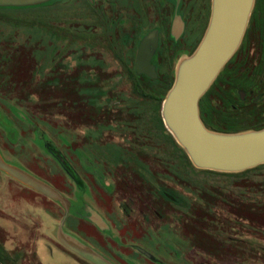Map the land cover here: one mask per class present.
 Listing matches in <instances>:
<instances>
[{
    "label": "rangeland",
    "instance_id": "rangeland-1",
    "mask_svg": "<svg viewBox=\"0 0 264 264\" xmlns=\"http://www.w3.org/2000/svg\"><path fill=\"white\" fill-rule=\"evenodd\" d=\"M105 1L0 7V156L63 198L0 170V264H91L62 245L61 231L113 264H264V165L199 170L162 117L212 0L157 1L159 25L169 27L156 80L126 77L140 30L133 43L123 41L126 27H91L103 24ZM242 79L256 87L233 112L216 100L217 129L264 128V0H255L242 45L203 107L220 82L233 96Z\"/></svg>",
    "mask_w": 264,
    "mask_h": 264
},
{
    "label": "water",
    "instance_id": "water-1",
    "mask_svg": "<svg viewBox=\"0 0 264 264\" xmlns=\"http://www.w3.org/2000/svg\"><path fill=\"white\" fill-rule=\"evenodd\" d=\"M49 1L0 0V7H31ZM254 5L255 0H212L211 19L200 47L180 63L176 82L164 100V123L199 170L235 174L264 165V128L238 133L215 132L205 126L200 114L201 100L242 45ZM150 45L156 48L157 34H150L142 41L136 68L138 74L156 79V70L150 64ZM48 149L71 172L61 154L52 146ZM0 170L37 193L63 201L56 190L30 173L8 164L1 156ZM59 240L91 264H113L62 231Z\"/></svg>",
    "mask_w": 264,
    "mask_h": 264
},
{
    "label": "flooded vegetation",
    "instance_id": "flooded-vegetation-1",
    "mask_svg": "<svg viewBox=\"0 0 264 264\" xmlns=\"http://www.w3.org/2000/svg\"><path fill=\"white\" fill-rule=\"evenodd\" d=\"M157 1L158 0H106L103 24L100 25L94 23L91 26V27L99 26V28L107 27V29H109L108 27H126V28L129 27L127 29L125 28V30L126 31L128 30L132 33H129V35H127L128 32L124 33L123 41H125L127 36H129L131 39L130 41H132L133 43L134 42L137 43L138 34H135V32L140 30L139 32L142 40L137 43L138 49L135 55V65L137 63V57L142 41H144V39L150 34L153 33L157 34L156 48L153 45H150L151 47L150 51L152 53L150 64L153 65V67L156 70V74H157L156 79H158L159 77V68L161 65H163L162 60L164 55L163 52H161V48H162L161 45L163 43V40L167 38L165 36V30H168L167 27H169L168 23L159 25V16H158L159 12H158ZM185 6H186V2H183V12H185L184 11ZM95 21L99 22V19H96ZM170 27H173V25L171 24ZM231 73H232V69L229 73V76ZM126 77L137 78L140 80L144 78H148L150 80H156L146 74H138L136 66H135V72H131V74L126 75ZM228 80H231V78L228 77ZM224 85H225V80L220 82V86L216 89V94L213 93L212 96H209L210 98L206 100L204 107L202 104L204 97L201 100V104H202L200 106V114L202 115L201 119L204 122L205 126L208 128L210 126L216 128L217 124H219L216 122L219 116L216 110L218 104L216 100L224 97L225 100H227V106L230 107V110L232 112L237 110V108L245 105L246 101H248V97H249L248 89L242 90L240 92H236V94L230 96L227 95V89L224 88ZM111 185L113 187L116 186L115 183Z\"/></svg>",
    "mask_w": 264,
    "mask_h": 264
},
{
    "label": "trees",
    "instance_id": "trees-1",
    "mask_svg": "<svg viewBox=\"0 0 264 264\" xmlns=\"http://www.w3.org/2000/svg\"><path fill=\"white\" fill-rule=\"evenodd\" d=\"M55 5H57V4H55ZM261 74H262V71H261V73H260L259 70L256 72V74H255L256 81L261 76ZM242 81H243V79L240 80V82H238L239 88H237V89L246 90V89H250V88H255L256 87L255 86L256 84L252 81V79L251 80L250 79L249 80H244L243 82H247V85H245V86L241 85ZM200 106H201V102H200ZM232 126L234 127V125H232ZM230 127L231 126H229V129L225 130V131L221 130V129L214 128L213 126H210L209 128L208 127L207 128L212 130V131L221 132V133H236V132H239V130L237 129L238 127H234V128L232 127L231 129H230Z\"/></svg>",
    "mask_w": 264,
    "mask_h": 264
},
{
    "label": "crops",
    "instance_id": "crops-1",
    "mask_svg": "<svg viewBox=\"0 0 264 264\" xmlns=\"http://www.w3.org/2000/svg\"><path fill=\"white\" fill-rule=\"evenodd\" d=\"M5 222H1V226H4L5 227V224H4Z\"/></svg>",
    "mask_w": 264,
    "mask_h": 264
}]
</instances>
